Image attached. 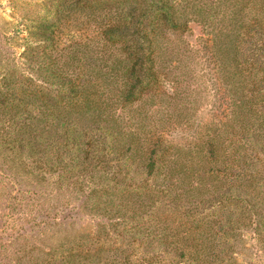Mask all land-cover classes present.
Returning <instances> with one entry per match:
<instances>
[{"label": "rangeland", "instance_id": "rangeland-1", "mask_svg": "<svg viewBox=\"0 0 264 264\" xmlns=\"http://www.w3.org/2000/svg\"><path fill=\"white\" fill-rule=\"evenodd\" d=\"M220 1H182L176 14L185 27L160 31L156 78L143 66L135 81L129 71L144 40L127 15L141 0H0L2 262L23 260L19 249L47 253L58 240L87 236L96 264H190L174 251L189 234L240 218L244 194L226 192L224 173L206 172L196 154L239 99L229 92L213 38L257 33L233 24L238 12L253 21L251 3L242 11L238 0ZM58 108L60 117L73 109L81 122L58 120ZM128 136L137 141L131 150ZM157 141L158 169L166 150H178L179 164H193L185 165L192 178L184 191L198 175L205 187L183 195L181 181L144 171L138 159L157 150ZM90 177L107 193L57 188ZM220 189L228 198L222 203L211 199ZM242 231L239 260L264 264L253 228Z\"/></svg>", "mask_w": 264, "mask_h": 264}, {"label": "trees", "instance_id": "trees-1", "mask_svg": "<svg viewBox=\"0 0 264 264\" xmlns=\"http://www.w3.org/2000/svg\"><path fill=\"white\" fill-rule=\"evenodd\" d=\"M182 1L184 0H141L134 6L135 14L127 15L130 23L138 25L137 33L142 31V35H138V37L144 40L143 45L141 42L138 44L129 71L135 81L140 80L135 74L140 72L143 66H145L144 73L147 77L156 78V53L160 48V31L164 29L175 32L185 27L176 14V9L181 6ZM246 3L252 4L249 11L254 13L253 21L246 24L243 22L246 14L241 15L238 12V14H234L240 18L233 24L238 30L254 27L257 33L255 35L220 33L215 39L213 38L214 54L217 58H222L224 67L222 63L221 65L225 71H228L229 76L225 77V82L229 87V92L233 96L238 95L240 100L238 99L236 102L232 99V115L227 119V122L224 120V124L219 128L220 131L216 129L207 138L204 145L206 151L201 149L196 153L198 161L200 159L203 162L201 168L206 169V172L212 176L220 174V172L224 173L222 176L226 177L224 182L227 184L226 192L240 190L244 194L243 198L239 200L243 211L237 221L229 220L227 217L225 222L219 220L218 225L221 226H201L197 227L196 233L189 234L184 246L176 247L174 251L179 254V257H186L191 262L190 264H244L239 260L244 255L243 250H246L242 243V230L248 228H253L257 246L264 254V0H238V4L242 5V11L246 8ZM195 4L192 3V7L196 8ZM219 5H222L220 0ZM156 12L159 14L157 15ZM199 12L200 10L196 9V12L193 13ZM130 85L129 89L135 88V84ZM54 110L59 113L56 118L62 122L63 119L70 121L77 119V122H81L79 118L82 116L79 113V115L73 114L71 108V111L66 112L67 115H63V117H60L59 108ZM125 138L128 141L130 136ZM131 139L126 143L129 145L128 150H131V144L135 143L136 145L137 143L135 138L131 137ZM157 142L158 145L154 143L157 150L151 149L147 157L141 155L138 159L144 171L146 170L150 174H162V180L166 183H172L175 180L181 181L183 195L205 187L200 183L203 182V177L198 175L197 179L200 182L191 186V190L184 191L185 181L192 178L191 173L186 172V167L188 163H191L192 169L193 164L188 162L189 160L179 164L178 157L181 154L178 150L174 152H170V149L166 150L160 161L161 168L158 169L159 160L156 158V152L158 153V147L161 152V147L159 141ZM60 169L67 168L61 166ZM42 170L44 171L45 168ZM99 170L105 173L106 167L100 165ZM233 177L235 180L232 179ZM90 178V181L78 178L66 182L59 181L57 188L65 190L75 186L82 190L83 187H91V193L99 191L107 193L106 190L97 187V184H102V180L96 182L95 180L99 178ZM220 190H215V193L211 195V199L217 200L218 203L228 199L224 189ZM196 236L198 237L194 239ZM75 239L66 237L58 240L47 253L40 251L33 253L26 249H19L21 254H25L23 260L17 255L16 263L11 262L7 257V262L4 263L0 260V264H96L93 259L96 256V251L92 252V244L88 242L90 238L83 236L81 238L83 242H80L81 240L77 242ZM117 264H126V262Z\"/></svg>", "mask_w": 264, "mask_h": 264}]
</instances>
